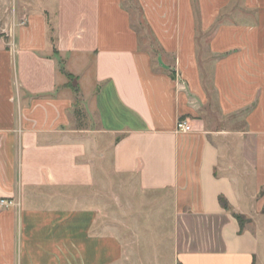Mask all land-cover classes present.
Here are the masks:
<instances>
[{"label":"crops","instance_id":"0c3cea01","mask_svg":"<svg viewBox=\"0 0 264 264\" xmlns=\"http://www.w3.org/2000/svg\"><path fill=\"white\" fill-rule=\"evenodd\" d=\"M136 2L157 52L126 0H0V264H132L116 175L188 232L173 264H264V0ZM85 59L89 128L61 70Z\"/></svg>","mask_w":264,"mask_h":264},{"label":"rangeland","instance_id":"374dc122","mask_svg":"<svg viewBox=\"0 0 264 264\" xmlns=\"http://www.w3.org/2000/svg\"><path fill=\"white\" fill-rule=\"evenodd\" d=\"M8 1L13 2V0ZM126 3L132 9L134 22L144 36L142 46L152 52H157L158 45L153 40L142 20L136 0H126ZM5 6H7L6 10L9 13H13L15 10L12 3H8ZM32 6H36V3ZM53 17L52 13L51 15L49 14L50 35L54 42V23H51L54 19ZM6 21L8 20L5 19V21L3 20L0 23V31L3 29L2 27ZM91 62V59H85L84 61H79L78 63L73 62L70 64V70L81 73L80 78L76 81L75 79L72 80V84L75 85L76 82L79 87L81 86L84 95L86 96L92 90ZM71 92L77 103L76 105H78L77 107L80 108H78L80 113H75L76 124L79 123V125H84L86 128H89L93 124L87 118L86 109L84 108V110L82 108V95L80 92L77 94L73 88H71ZM112 180L114 183L111 184V186L108 183L100 185L102 193H105V191L108 192L111 188L118 196L122 197L121 199H117L116 202L106 199L105 201H102V203L104 207H110L111 210L115 209L117 212V220L115 223L118 228V233L122 235L129 243V246H132L133 248L132 264H173L177 245H179L180 241H182L181 244H183L184 235H187L188 232H181V238H179L180 235L176 230L174 216L169 213L171 212L168 208L170 205L166 206L164 209H158L157 204L160 202L157 199L158 195L141 190L136 178L130 181L129 177H119L116 175L112 176ZM163 211L169 213V215L162 213ZM244 216L247 227L252 226V228H254V219L249 215ZM113 221L114 220H112L111 223H113ZM259 221L263 228L259 233L260 238L263 241L264 220L260 219ZM186 244L188 245L187 241Z\"/></svg>","mask_w":264,"mask_h":264},{"label":"trees","instance_id":"16d2710c","mask_svg":"<svg viewBox=\"0 0 264 264\" xmlns=\"http://www.w3.org/2000/svg\"><path fill=\"white\" fill-rule=\"evenodd\" d=\"M126 4H127V3H126ZM126 4L124 3V6L128 7ZM131 10H132V9H130V11H131ZM138 10H139V13H140L141 17H143L142 8H141L140 6H138ZM131 12H132V11H131ZM132 14H133V12H132ZM133 17H134V16H133ZM144 24L146 25V27H147V29H148V31H149V33H150V28L148 27V25L146 24L145 21H144ZM132 26H133V28L138 32V35H139V37H140V38H139V39H140V44L143 43L144 36H143L142 33L140 32V29L137 27V25L135 24V22H132ZM61 70H62V72L65 73V74L68 76V78H69V82H68V84H67L68 87L73 88L74 91L78 94V93L80 92V87L76 84V82H75V85L72 84V80L75 79V81H76V80H77V77L74 76L73 74L67 72V71L65 70L64 67H62ZM78 113H79V112H78ZM219 202H220V204L222 205V207H223L224 209H226V210H228V211H233L232 206L230 205V203L226 200V198H225L224 196H220V197H219ZM233 215H234V217L238 220V222H239V224H240L241 231H243V230L245 229L246 224H247V223H246V220H245V216L242 215V214L234 213V212H233Z\"/></svg>","mask_w":264,"mask_h":264},{"label":"built area","instance_id":"2783aa9c","mask_svg":"<svg viewBox=\"0 0 264 264\" xmlns=\"http://www.w3.org/2000/svg\"><path fill=\"white\" fill-rule=\"evenodd\" d=\"M177 130L180 132H189L192 130L190 123L187 121V119H180L177 122ZM2 203H5V200H2Z\"/></svg>","mask_w":264,"mask_h":264}]
</instances>
